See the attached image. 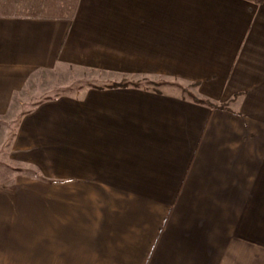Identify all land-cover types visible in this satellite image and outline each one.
Here are the masks:
<instances>
[{
  "label": "crops",
  "instance_id": "obj_1",
  "mask_svg": "<svg viewBox=\"0 0 264 264\" xmlns=\"http://www.w3.org/2000/svg\"><path fill=\"white\" fill-rule=\"evenodd\" d=\"M22 1L0 119L38 72L102 83L16 124L0 264H264V0Z\"/></svg>",
  "mask_w": 264,
  "mask_h": 264
},
{
  "label": "rangeland",
  "instance_id": "obj_2",
  "mask_svg": "<svg viewBox=\"0 0 264 264\" xmlns=\"http://www.w3.org/2000/svg\"><path fill=\"white\" fill-rule=\"evenodd\" d=\"M9 2L11 4L6 6L8 3L7 0H0V14L11 11L20 15V11H24L22 9L23 6L19 9L12 8L14 0H9ZM24 3H26L25 0L22 1V4ZM136 82L142 84V88L147 87L148 89L156 91L169 90L168 88L173 83L162 78L137 79ZM101 83L102 77L96 72H82L77 75L72 71L71 75L69 74L67 77L38 72L30 78L25 88L14 97L6 116L0 119V189H7V187L13 185L16 178L24 173H30V170L26 171L16 166L10 156L11 142L17 128L16 119L18 116L25 113L37 101L55 98L61 95L75 96L88 86H98Z\"/></svg>",
  "mask_w": 264,
  "mask_h": 264
},
{
  "label": "trees",
  "instance_id": "obj_3",
  "mask_svg": "<svg viewBox=\"0 0 264 264\" xmlns=\"http://www.w3.org/2000/svg\"><path fill=\"white\" fill-rule=\"evenodd\" d=\"M143 80H146V79H143ZM111 86L113 87H126V86H133V87H136V88H139L141 86H143L142 84H140L139 82H121V83H113ZM145 90H149L147 87L144 88ZM183 92H186L188 94V96L190 97V99L196 103H201V104H205L207 105L208 107L212 108V109H223L225 108L224 106L222 105H213L211 103H209L208 101H205V100H202V99H197L196 97H194L193 95H191L190 93L187 92V89L185 88H181ZM156 91V90H154ZM41 101H37L33 106H35L37 103H39ZM31 108H29L25 113H22L20 116H18V118L16 119L17 123L18 121L21 119L22 116L26 115L28 112H30ZM16 123V124H17Z\"/></svg>",
  "mask_w": 264,
  "mask_h": 264
}]
</instances>
